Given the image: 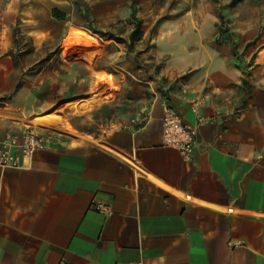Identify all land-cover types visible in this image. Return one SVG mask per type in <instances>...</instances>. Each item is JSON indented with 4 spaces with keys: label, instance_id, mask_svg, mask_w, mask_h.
<instances>
[{
    "label": "crops",
    "instance_id": "obj_1",
    "mask_svg": "<svg viewBox=\"0 0 264 264\" xmlns=\"http://www.w3.org/2000/svg\"><path fill=\"white\" fill-rule=\"evenodd\" d=\"M215 20L180 26L172 42L161 37L154 55L165 66L137 108L151 103L146 126L129 127L136 110L102 133L77 131L98 142L37 127L55 131L49 146L21 169L0 168V264H264V47L249 63L235 41L233 54L229 42L206 40ZM14 68L0 45V138L32 111L37 78L16 87ZM196 95L201 114L237 116L199 126L183 161L162 145L159 104L168 99L194 124Z\"/></svg>",
    "mask_w": 264,
    "mask_h": 264
},
{
    "label": "rangeland",
    "instance_id": "obj_2",
    "mask_svg": "<svg viewBox=\"0 0 264 264\" xmlns=\"http://www.w3.org/2000/svg\"><path fill=\"white\" fill-rule=\"evenodd\" d=\"M76 2L87 6L94 27L123 38L134 25L133 12L142 21L140 38L131 45L101 38L85 28ZM54 8L63 19L52 16ZM210 17L216 18V36L220 29L227 30L226 36L243 47L249 63L255 50L264 47V0H0V45L15 57L13 75L20 84L25 75L37 78L24 125L30 126L26 120L46 108L84 133H102L110 123L130 117L148 97L147 80L165 66L166 57L155 60L154 55L161 37L172 42L180 26L197 27ZM13 31L20 54L13 38L10 41ZM216 36L207 34L206 40L212 42ZM46 53L52 56L42 62ZM97 70L110 72L114 86L93 82ZM106 87L111 93L98 103L83 112L70 110L73 100L97 95Z\"/></svg>",
    "mask_w": 264,
    "mask_h": 264
},
{
    "label": "built area",
    "instance_id": "obj_3",
    "mask_svg": "<svg viewBox=\"0 0 264 264\" xmlns=\"http://www.w3.org/2000/svg\"><path fill=\"white\" fill-rule=\"evenodd\" d=\"M203 96L196 95L191 100V111L195 115V123L184 121L177 109L166 98H161V137L162 145L178 153L183 161H189L198 146L199 126L216 122L219 116H237L234 112L216 111L209 116L200 113ZM151 118V103L144 104L130 118L129 127L132 130L146 126ZM55 136L54 130H37L31 126L9 128L0 138V168L21 169L30 160L33 153L49 146ZM95 208L102 214L111 211L108 202L96 201ZM122 264H142V262H127Z\"/></svg>",
    "mask_w": 264,
    "mask_h": 264
},
{
    "label": "bare ground",
    "instance_id": "obj_4",
    "mask_svg": "<svg viewBox=\"0 0 264 264\" xmlns=\"http://www.w3.org/2000/svg\"><path fill=\"white\" fill-rule=\"evenodd\" d=\"M61 52L63 55L66 54L65 46L62 47ZM95 76L97 82L104 81L106 83L113 85V76L110 72L97 70L95 71ZM109 91H110V87H107L103 91L99 92L97 95L77 98L71 102V106L73 107V110L75 112L77 113L83 112L85 109H88L89 107L98 103L103 97H105V95ZM26 124L34 128L52 126L61 129L65 133H67L72 138L73 141L78 140L80 138H85L98 142L95 138L91 137L90 135L80 134L76 132L73 128L70 127V125L65 120L59 119L58 117H55L50 114L31 116L26 120Z\"/></svg>",
    "mask_w": 264,
    "mask_h": 264
},
{
    "label": "trees",
    "instance_id": "obj_5",
    "mask_svg": "<svg viewBox=\"0 0 264 264\" xmlns=\"http://www.w3.org/2000/svg\"><path fill=\"white\" fill-rule=\"evenodd\" d=\"M76 5L78 6L79 11L82 13V17L86 23L85 28L87 30L93 32V33L98 34L101 38H110V39H114V40H120L124 43H127L128 45H131L134 41L138 40L140 38V35L142 34V30H141L142 21L138 18H135L133 12H132V19L135 20L134 25H133L132 29L130 30L128 36L126 38H123V37L116 36L113 33L104 32V31L94 27L91 23L87 6H84V8H83L82 5L77 3V2H76ZM52 16L55 17L56 19H63L64 18V14L56 8H54L52 10ZM226 32H227V30L220 29V33L217 36L215 42L218 45H222L223 43H225V41L229 42L231 45V52L233 54H235V52H236L235 42L229 36L228 37L226 36ZM12 38H13V45L16 48V50L18 51V54L22 53V49H21V47H19L18 42H17V31H13ZM51 56H52L51 53H46L41 61L42 62L48 61L51 58ZM12 58H13L14 65H15L16 64L15 57L12 56ZM19 85H20V83L18 82L16 84V87H18Z\"/></svg>",
    "mask_w": 264,
    "mask_h": 264
}]
</instances>
